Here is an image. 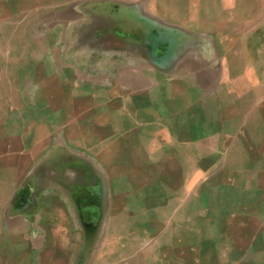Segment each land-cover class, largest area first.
<instances>
[{
  "label": "crops",
  "instance_id": "1",
  "mask_svg": "<svg viewBox=\"0 0 264 264\" xmlns=\"http://www.w3.org/2000/svg\"><path fill=\"white\" fill-rule=\"evenodd\" d=\"M175 4L0 0V264H264V0Z\"/></svg>",
  "mask_w": 264,
  "mask_h": 264
},
{
  "label": "rangeland",
  "instance_id": "2",
  "mask_svg": "<svg viewBox=\"0 0 264 264\" xmlns=\"http://www.w3.org/2000/svg\"><path fill=\"white\" fill-rule=\"evenodd\" d=\"M176 4L175 7H173V13L177 15H182L184 11L186 10L187 13L191 12L192 9H198V8H205L208 12H211L215 14L216 16L218 14L220 15H227V18L229 19L230 15L235 13L236 9H242L244 14L250 13L252 9L256 10L257 7L252 4H250L251 0H175ZM227 2L225 5L224 2ZM185 3V4H184ZM264 6V5H263ZM260 9V6L258 7ZM264 8V7H263ZM264 10V9H263ZM249 25L252 23H248ZM255 25H264V22H255L253 23ZM16 87L11 85H3L1 87V90L4 92L10 91ZM26 89V87H24ZM24 89V90H25ZM11 102L9 101H2L0 102V106L6 108H10Z\"/></svg>",
  "mask_w": 264,
  "mask_h": 264
}]
</instances>
